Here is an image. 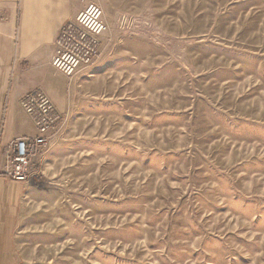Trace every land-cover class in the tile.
Instances as JSON below:
<instances>
[{
	"label": "rangeland",
	"instance_id": "374dc122",
	"mask_svg": "<svg viewBox=\"0 0 264 264\" xmlns=\"http://www.w3.org/2000/svg\"><path fill=\"white\" fill-rule=\"evenodd\" d=\"M108 4L133 57L31 159L20 264H264V0Z\"/></svg>",
	"mask_w": 264,
	"mask_h": 264
},
{
	"label": "crops",
	"instance_id": "0c3cea01",
	"mask_svg": "<svg viewBox=\"0 0 264 264\" xmlns=\"http://www.w3.org/2000/svg\"><path fill=\"white\" fill-rule=\"evenodd\" d=\"M113 0H0V264H20L16 226L27 183L9 180L2 174L7 164L8 144L18 137L37 135L21 100L28 93L43 91L61 114L72 108L89 85L109 72L111 57H133L129 50H107L115 36L112 21L101 38V60L79 69L71 78L51 65L60 28L73 20L88 4L103 11ZM100 56V55H99ZM52 137H50L51 139Z\"/></svg>",
	"mask_w": 264,
	"mask_h": 264
},
{
	"label": "built area",
	"instance_id": "2783aa9c",
	"mask_svg": "<svg viewBox=\"0 0 264 264\" xmlns=\"http://www.w3.org/2000/svg\"><path fill=\"white\" fill-rule=\"evenodd\" d=\"M107 31L102 9L88 4L59 30L51 60L52 67L67 78L93 65L100 53L101 38ZM21 105L34 124L37 135L18 137L7 146V164L2 174L9 180L28 183L31 159L49 143L61 114L41 90L28 93Z\"/></svg>",
	"mask_w": 264,
	"mask_h": 264
}]
</instances>
